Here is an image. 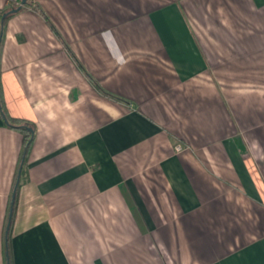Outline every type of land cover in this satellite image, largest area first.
Here are the masks:
<instances>
[{"label":"crops","instance_id":"obj_1","mask_svg":"<svg viewBox=\"0 0 264 264\" xmlns=\"http://www.w3.org/2000/svg\"><path fill=\"white\" fill-rule=\"evenodd\" d=\"M33 1L83 68L9 16L2 102L34 126L12 264H264V0ZM22 146L0 115V264Z\"/></svg>","mask_w":264,"mask_h":264},{"label":"trees","instance_id":"obj_2","mask_svg":"<svg viewBox=\"0 0 264 264\" xmlns=\"http://www.w3.org/2000/svg\"><path fill=\"white\" fill-rule=\"evenodd\" d=\"M24 5H29L32 6L36 11H38L40 14H42L46 20V22L48 23V25L50 26V28L58 35L59 39L62 41V43L64 44V46L66 47V49L69 51L71 57L74 59V61L81 67V63L78 60V58L76 57V55L71 51V49L69 48V46L66 44L65 40L62 39L61 35L58 33V31L56 30L55 26L53 25V23L49 20V18H47L42 10V8L35 3L33 0H26V3ZM23 6V5H22ZM21 6V7H22ZM15 7V5H12L9 8H3L2 10H0V18L1 15L11 9ZM13 13H9L3 21V27L6 24L7 19L9 18L10 15H12ZM87 77L93 82V84L104 94H108L107 92H105L104 90H102V88L94 81L92 80V77L85 71ZM0 115L2 116V118H6L7 119V123H5L8 127L13 128L17 131H19L20 133H22L23 135V146H22V152L20 154V158L18 161V168L21 165V171H20V177L18 180V183L16 185V191H15V198H14V203H13V209H12V215H11V221H10V225L8 228V232H7V240H6V262L7 264H12V259H11V251H10V234H11V228H12V222H13V218H14V214H15V210H16V201H17V196H18V190L20 188L21 185V177L23 176V174L25 173V167H26V160H27V154L29 151V148L32 144L33 138H34V126L33 124H31L29 121L27 120H23V119H19V118H14L9 116L4 109V105L2 102V95H1V84H0ZM32 128V131L29 129ZM9 212V211H8Z\"/></svg>","mask_w":264,"mask_h":264},{"label":"water","instance_id":"obj_3","mask_svg":"<svg viewBox=\"0 0 264 264\" xmlns=\"http://www.w3.org/2000/svg\"><path fill=\"white\" fill-rule=\"evenodd\" d=\"M25 3H26V0H20L18 6L13 7L11 9L5 11L1 15V18H0V39H1V36H2V32H3V21H4V18L9 13H15V12H17L21 8V6L24 5ZM3 120H4L5 123L8 122L5 117L3 118ZM29 129L32 131V128L29 127ZM20 171H21V165L18 168V172H17V176H16V181H15L14 188H13V192H12V196H11V203H10V208H9V213H8L6 228H5V240H7V236L6 235H7L8 228H9L10 221H11V215H12L13 203H14V198H15L16 185H17L18 180H19V177H20Z\"/></svg>","mask_w":264,"mask_h":264},{"label":"rangeland","instance_id":"obj_4","mask_svg":"<svg viewBox=\"0 0 264 264\" xmlns=\"http://www.w3.org/2000/svg\"><path fill=\"white\" fill-rule=\"evenodd\" d=\"M19 2H20V0L10 2V5H9L8 7H6V8H9V7H11L12 5H15V7H16V6H18ZM8 213H9V212L7 211V214H8ZM7 218H8V217H7ZM7 218H6V223H7Z\"/></svg>","mask_w":264,"mask_h":264},{"label":"built area","instance_id":"obj_5","mask_svg":"<svg viewBox=\"0 0 264 264\" xmlns=\"http://www.w3.org/2000/svg\"><path fill=\"white\" fill-rule=\"evenodd\" d=\"M180 149H181V146H180V145H176V146H175V150H176V151H179Z\"/></svg>","mask_w":264,"mask_h":264}]
</instances>
